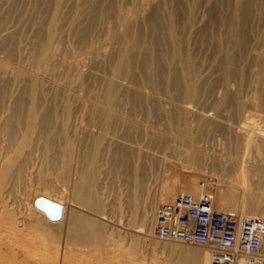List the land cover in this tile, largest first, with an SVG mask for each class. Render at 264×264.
<instances>
[{
  "label": "bare ground",
  "instance_id": "1",
  "mask_svg": "<svg viewBox=\"0 0 264 264\" xmlns=\"http://www.w3.org/2000/svg\"><path fill=\"white\" fill-rule=\"evenodd\" d=\"M215 134L224 135L238 148L241 146V149L232 151L233 160L227 159L232 160L228 161L230 165L225 162V167L220 162L221 167L217 165L224 175L232 177H229L231 182L227 178V184L222 181L211 183L212 178L209 180L208 173H203L205 153L199 146L214 143L212 136ZM142 139L148 145L170 143L169 147H172L171 143H176L182 147L176 150V155L172 153L176 162L168 157L167 160L174 164L166 163L171 169L167 173L179 176L185 186L179 184L177 177L178 184L176 181L161 184V189L153 194L149 204L154 214L160 206L173 203L179 195L190 196L187 192L194 188L196 182V192H191V196L198 198L206 192L212 198L215 211H234L232 215L239 221L264 219V214L253 215L264 202V0H0L2 218L5 211L7 220L13 221L11 215L18 216L16 212L19 211L15 210L14 215V211L9 213L7 204L17 199H13L11 194L15 197L17 193L25 194L27 188L20 187L22 192L18 184L22 180L27 182L26 179L28 182L33 180L38 189L35 192V186H32L30 190L34 193L30 192V196L26 191L25 198L29 196L26 203L21 202L24 198L21 194L19 202L23 204L19 205L17 200L21 196L17 194V202L13 203L17 204L16 208L13 205L9 208L22 207L23 210L26 207L27 212L23 216L21 213L25 209L18 213L20 217L16 227L28 226L27 222L35 218L34 214L31 217L32 213L38 216L37 220L41 218L45 223L32 220L35 223L28 226L36 232L37 229L42 232L50 225L56 229L55 226H62L68 204L67 192L71 196V205L78 204L82 210L85 208L91 214L103 216L105 209L109 208L104 198V190L108 187L105 181L116 171H129L135 193L142 195L149 161L146 163L147 155L143 157L138 148ZM135 140L141 141L138 149L130 146L133 143L137 145ZM249 149L252 158L251 152L247 151ZM149 152L146 153L149 155ZM247 156L255 160V165L246 164ZM150 158L153 159V155ZM161 162L166 168V163ZM252 169L254 173L250 171ZM113 178L115 176L108 183L110 187L114 183ZM164 179L167 182V178ZM8 196L13 199L10 203ZM38 198L60 205L61 219L52 222L37 210L34 202ZM133 198L134 213L139 212L137 198L134 195ZM71 213L70 217L68 214ZM71 213H67L70 219L67 217L64 229L65 248L72 241L79 244L85 241L91 247L95 243L97 248L102 244L101 240L106 241V226L101 224L102 230L97 221ZM29 216L32 219L27 218ZM154 221L153 216L150 221L140 222L133 229L139 235L148 233L151 229L153 231ZM46 224L49 226L45 227ZM49 229L51 233L54 230ZM40 231L38 233L41 234ZM53 234L50 238L55 239L53 242L58 244L60 253L66 255L67 252L66 258L59 262L68 264V255L72 254L68 249L75 245H67L69 247L64 248L67 250L64 252L59 243L62 234L58 235L59 239ZM42 235L46 237L45 233ZM125 235H121L122 238L125 239ZM19 237L13 238L16 243V238L22 239ZM133 237L126 241L130 252L140 253L142 240ZM158 242H165L166 255L164 258L159 256L162 259H158L157 264L211 262V254L205 248L188 249L180 246L183 244H172L175 242ZM151 246L153 249L155 245ZM0 248L5 249L3 246ZM24 248L18 249L17 246L18 250L23 249L21 252ZM11 252L9 249L8 254ZM47 252L45 254L49 257ZM151 252L149 254L153 256L155 253ZM52 253L54 256L57 254ZM52 253L50 257H54ZM1 254L4 253H0V264L24 262L22 258L20 263L17 255L14 258ZM173 256L175 259L171 260ZM25 257L28 260L33 256L26 254ZM39 258L36 260L40 262Z\"/></svg>",
  "mask_w": 264,
  "mask_h": 264
},
{
  "label": "rangeland",
  "instance_id": "2",
  "mask_svg": "<svg viewBox=\"0 0 264 264\" xmlns=\"http://www.w3.org/2000/svg\"><path fill=\"white\" fill-rule=\"evenodd\" d=\"M223 136V137H222ZM221 136V134H215L214 136H212L213 137V141H214V143H212V144H208V146H207V144H204L203 146H204V148H203V146L201 145V146H199V148L200 149H202V151L205 153V155L206 154H208L207 156H210V157H207V156H205L204 155V157H205V161H204V164L202 165V168L203 169H205V170H203V173H208V175L207 176H209L210 177V179L209 180H211V178H212V182L211 183H213V182H216V183H221V181H222V183H224V184H227L228 182H231V181H229L230 180V178H232L231 176H228V175H224V173L223 172H221L220 171V167H221V165H222V167H225L226 165L228 166V164L230 165V163L228 162V161H232L233 160V157H234V154H233V152H234V150H237V146L238 145H236V144H234V143H230V141H228V139L224 136V135H222ZM219 138H220V141H218L219 140ZM227 140H226V139ZM141 141H142V144H141ZM135 140V142L137 143V145H135V143H133V144H130V146H132L133 145V147L134 146H136V149H138L139 148V150H140V152H141V154L143 155V157H144V155L146 154L147 156L145 157V160H146V163H147V161H148V164H146V166H147V168H148V171H147V176H146V179L144 180V182H143V187H144V190H145V192L146 193H148L149 194V196H148V194H145V192L142 194V195H137L135 192V189H134V182H133V179H132V176H131V173L129 172V171H122V170H119V171H116L115 173H114V176H115V178H113V180H114V183H112V185H111V187L109 186L110 184H108V183H110L111 182V178L112 177H114V176H112L108 181L106 180L105 182L107 183V185H108V187L104 190L105 192V195H104V198H105V200H106V203H107V205L109 204V208H106L105 209V211H104V213H103V216L104 215H106L105 217H103V216H100V214L98 215V216H96V215H94L93 214V212H92V214H91V212H89L88 210H86L85 211V208H84V210H82L83 209V207H81V206H79L80 208H78V204L77 205H75L74 206V204L73 205H71L72 204V202H70L71 201V196H70V193L69 192H67V194H66V202L68 203V204H66V206H67V210H66V213H65V219H64V221L62 222V226L61 227H58V226H55V227H57V229L56 228H54V227H52V226H54V225H48V224H46L45 225V227L47 226H49L47 229H44L42 232L40 231V229H37V231L39 232H41V234L40 233H38V232H36V229H34L33 227V229L32 228H30L32 225L31 224H33V223H35V221H33V223L31 222L32 220H36V221H38V222H42V223H45L41 218H39V220H37V218H38V216L35 214V213H32L31 214V217H32V215L34 214V217L35 218H31L30 216L29 217H27V218H29V219H32L31 221L29 220L28 222H27V225H28V223H29V225H30V227H28V226H26V224H25V226L23 227V225H22V228L20 227V225H18L17 227H16V225H17V220H18V218L20 217V213H21V215L23 216L24 214H25V211H26V207L25 208H23V210H22V207L20 208V209H18V207H17V209H14V208H12V209H10L11 208V206L13 205L15 208H16V206H17V204L19 205L22 201H24V203H26L27 202V199L29 200V193L30 192H32V194L34 193L33 191H35V190H37L38 188H37V186H35L36 185V183H34V182H28V179H26V181L27 182H25V183H31V185H28V184H25L24 182H23V180L18 184V186L19 185H21V186H19V189H20V187H21V189L22 188H27L26 189V191H29L28 192V198L26 199L25 197V194H27L26 193V191H25V194H24V192H23V194L22 193H17L18 194V196L20 195L21 196V194H22V196L24 197L22 200H21V202H19L20 201V199L22 198V196L21 197H19V199H18V197H17V194H16V197H15V194H14V196H13V194H11V196H12V198L14 199H16L17 201H18V203L16 204V206L14 205L17 201L16 200H14V204L12 203V204H7L8 206V208H7V210L9 211V213H13V211H14V213H13V215L14 214H16L17 213V215L18 216H16L17 218H15V216H12L11 214V217H14V218H12L13 219V221H11V219H8V220H10L11 221V223H9V221L6 219V218H4L5 217V215H7L6 214V211L5 212H3L4 213V217L2 218V216H0V218H2L1 220H3V219H5V221H4V223H6V224H4L3 223V221H1L0 222V224H1V228H0V231H1V229H2V232H0L1 234H0V238H1V242H0V247H5V249H6V247L8 248V249H2V248H0V251L2 252V253H4V255H5V257H7V256H13L14 258L16 257V256H14V255H17V257H16V259L21 263L22 262V258H24L23 259V261L25 262H27V264H30V263H32V262H34L35 264H37V262L38 263H43L44 261V259L45 258H47V259H45V264H51V261H53L52 263L53 264H61V262H59L60 261V259H62V258H66V255H67V252H66V255H64V254H61L60 253V250H58V244H55L54 242H55V239H51L50 237H52V234L53 233H55V234H53V235H55V237H58V235H61V237H60V239H61V241L59 242L60 243V245L61 246H63V251H64V237H65V235H64V229H65V225H66V223L68 222L67 221V217H68V219H70L69 218V216L71 217L73 214L71 213V211H73V213L76 215V214H79L81 217L83 216V218H84V216H85V218H90V219H92V221L94 220V221H97V223H98V225L100 226L101 224H103V226H106V227H104V234H106V236H105V239H106V241H107V243H106V241H103L102 242V240L100 241V243H102L100 246H102V247H100V246H98V248L95 246L96 244L94 243H92L93 244V246L91 247L90 245H89V243H86L85 241H83V245L80 243H78L77 241H74V242H76V243H78L79 244V246L77 245L76 246V243H74L73 241H72V243L71 242H68V243H70L71 245H75V246H68L69 247V249H68V247H67V245H70V244H66V248L65 249H68V250H70V251H68V253L70 252H72V254H70V255H68V257H70V260L72 261V259H73V261L76 259H78L77 261H74V263L76 264L77 262H78V264H153V261L155 260V259H157V260H155L154 261V264L156 263H158V262H156V261H159L158 259H160L161 257H165V255H166V252L164 251V246H166V245H164V243L165 242H158V241H155L153 238H151L152 237V229L148 232V233H143L142 235H139V234H137V233H135L136 232V230L135 229H133V228H136V227H134L135 225L137 226V224L139 225V223L140 222H146V220H147V222L148 221H150V219H152V217L154 216V211L149 207V204L152 202V200H153V196L158 192V190H159V188L162 186V185H165V184H168L169 182H173V181H176L175 183L176 184H178L177 183V181L179 180V184L182 186H185L184 185V183H183V181L181 180V178H179V176H175L174 177V175L170 172V175H169V173H167L169 170H171V169H169V165L166 163L169 159H170V161H172V162H176L175 161V158H176V156H174V154L176 155V152L178 151V150H181L182 149V147H180V145L179 144H174V143H171L172 145V147H175L176 146V148H178V149H176V148H173V149H171L172 147H169L170 146V143L167 145H163V144H161V145H156V146H153V145H148V143L146 142V140H144V139H142V140ZM145 141V142H144ZM224 141V142H223ZM227 141H228V143H227ZM219 142H222V143H225L224 145H221L222 143H219ZM145 143V144H144ZM138 144H141V146H143V147H141L140 145H138ZM144 144V145H143ZM232 145L230 148L231 149H229V145ZM148 145V146H147ZM179 145V146H178ZM235 145V146H234ZM137 146H140V147H138L137 148ZM157 146H158V148H157ZM163 146H164V148H163ZM166 146H167V149H166ZM154 147V148H153ZM156 147V148H155ZM168 147H169V149L170 150H172V151H170L169 149H168ZM211 147V148H210ZM225 147V148H224ZM234 147L236 148V149H234ZM241 146L239 145V148H240ZM135 148V147H134ZM148 148V149H147ZM219 148H221V149H219ZM238 148V149H239ZM243 148V147H242ZM155 149V150H154ZM164 149V150H163ZM241 149V148H240ZM145 150H148V151H146V152H149L150 150V154H152L153 155V159L152 158H150V157H152V155H150V157H149V155H148V153H144V151ZM165 150H167V152H165ZM169 150V151H168ZM177 150V151H176ZM212 150V151H211ZM225 150V151H224ZM228 150V151H227ZM231 150V153H232V155H231V153L229 152ZM233 151V152H232ZM247 151H250L251 152V154H252V151L249 149V150H247ZM155 152V153H154ZM161 152H163V153H161ZM165 152V153H164ZM171 152V153H170ZM207 152V153H206ZM229 152V153H228ZM250 152H248L247 154H249ZM170 153V154H169ZM172 153H174L173 155H172ZM210 153V154H209ZM155 154V155H154ZM213 154V155H212ZM216 156H215V155ZM224 154H227V155H224ZM250 154V156H251V158L253 157V154L251 155ZM158 155V156H157ZM162 155H163V157H162ZM171 155V156H170ZM212 155V156H211ZM231 156H232V158H231ZM250 156H247L248 158H249V160H245V162H246V164L248 165V163H249V166H253L252 164H254L255 165V163H254V161L255 160H253V159H251L250 158ZM159 157H161V160H160V158ZM169 157V159L167 160V158ZM171 157V158H170ZM174 158V160H173V158ZM207 157V158H206ZM217 157V158H216ZM220 157V158H219ZM150 158V159H149ZM163 158H165V160L163 159ZM228 158H230V159H232V160H228L227 161V159ZM247 158V159H248ZM219 159H222V160H219ZM226 161H225V160ZM235 159V158H234ZM150 160H151V162H150ZM160 160V161H159ZM164 161L165 163H166V165H167V167L165 168L164 166H163V164H161L162 162L161 161ZM211 160V161H210ZM214 160V161H213ZM251 160V161H250ZM216 161V162H215ZM209 162V163H208ZM221 163V165H220V163ZM224 162L226 163V165L224 164ZM228 162V163H227ZM250 162H251V164H250ZM168 163L170 164V165H172V164H174V163H171V162H169L168 161ZM211 163H212V165H211ZM215 163V164H214ZM217 163V164H216ZM151 165V166H150ZM220 166V167H218V166ZM145 166V167H146ZM150 166V167H149ZM159 166V167H158ZM211 166H212V168L214 169H212L211 168ZM152 167V168H151ZM149 168H150V170H149ZM211 168V169H210ZM220 168V169H219ZM167 169V170H166ZM164 171V172H163ZM220 171V174L218 173ZM250 171H253L252 173H254L255 172V170H250ZM211 172V173H210ZM213 173V174H212ZM223 173V174H222ZM163 174H167V176H169V177H167L166 175H163ZM172 174V175H171ZM149 175V176H148ZM211 175V176H210ZM218 175H219V178H220V180H219V178H218ZM224 176V177H223ZM228 176V177H227ZM155 177V178H154ZM167 178V182L165 181V179L164 178ZM176 177H177V179H176ZM214 177V178H213ZM230 177V178H229ZM173 178H175L176 180H174ZM216 178V179H215ZM227 178H228V180H227ZM208 179L206 178V180L208 181ZM222 179V180H221ZM31 179H29V181H30ZM164 180V181H163ZM172 180V181H171ZM217 180V181H216ZM218 180H219V182H218ZM228 182H227V181ZM232 180V179H231ZM25 181V180H24ZM22 182L24 183V186H22ZM164 182V183H163ZM166 182V183H165ZM33 183H34V185H33ZM162 184V185H161ZM196 184V185H195ZM28 186V187H27ZM29 186H31V188L29 187ZM35 188V189H33V191L32 190H30V189H32L33 187ZM152 187V188H151ZM39 188L41 189V187L39 186ZM111 188V189H110ZM151 188V189H150ZM196 188H197V183L196 182H194V188L190 191H188L187 193L191 196V192H192V194L194 193V192H196ZM149 189H150V192H149ZM161 189V188H160ZM195 189V190H194ZM147 190V191H146ZM18 191V189L16 188V192ZM15 192V193H16ZM36 192V191H35ZM155 192V193H154ZM31 194V195H32ZM151 194V195H150ZM154 194V195H153ZM203 194H207L206 192H204ZM230 194V193H229ZM133 195L137 198V201H138V203H139V206H138V208H140V210H139V212H135L134 213V209H133V206H132V202H133V200H134V198H133ZM208 195H210V193L208 194ZM10 196V195H9ZM8 196V198H9V200H8V202L10 201H12L13 199L11 198L10 199V197ZM70 196V197H69ZM146 196V197H145ZM193 196V195H192ZM191 196V197H192ZM211 196V195H210ZM142 197V198H141ZM150 199V201H148V198ZM26 199V200H25ZM117 199V200H116ZM249 199H247L246 201H248ZM16 201V202H15ZM113 201H115V202H113ZM147 201H148V203H147ZM9 202V203H10ZM119 202V203H118ZM69 203H70V205H69ZM114 203H115V206H114ZM118 203V204H117ZM21 204H23V203H21ZM117 204V205H116ZM9 205H11V206H9ZM68 205H69V207H68ZM113 205V206H112ZM151 205V204H150ZM12 206V207H13ZM23 206V205H22ZM77 206V207H76ZM10 207V208H9ZM110 207H112V209H110ZM113 207H114V209H113ZM10 209V210H9ZM68 209H70L69 211H68ZM15 210L16 211H21L20 213L19 212H16L15 213ZM28 210V209H27ZM110 210H111V212H110ZM113 210H115V211H113ZM7 211V212H8ZM12 211V212H11ZM28 211H30V210H28ZM88 211V212H87ZM27 212V211H26ZM71 213V214H68L67 215V213ZM76 212V213H75ZM82 212V213H81ZM220 212H224V213H229V214H233V212L234 211H231V210H225V211H220ZM19 213V214H18ZM30 213H31V211H30ZM30 213H27L28 215H30ZM110 213V214H109ZM117 213V215H115ZM257 214H264V202H263V204L261 205V207L256 211V213L255 214H253V215H257ZM2 215V214H1ZM110 215V216H109ZM112 215V216H111ZM90 216V217H89ZM109 216V217H108ZM114 216V218H112ZM120 216V217H119ZM92 217V218H91ZM241 218H243L244 219V217H240L239 219H241ZM40 220H42V221H40ZM128 220V221H127ZM242 220V219H241ZM8 221V222H7ZM14 221H16L15 223H14ZM31 222V223H30ZM112 222V223H111ZM8 223L10 224V225H12L11 227H10V225H9V227H8ZM13 223H14V225H13ZM96 223V222H95ZM96 223V224H97ZM127 223V224H126ZM133 225H132V224ZM130 224H131V226H130ZM7 226L6 228H3V227H5V226ZM15 226V227H14ZM34 226V225H33ZM128 226V227H127ZM18 227H20V228H18ZM53 228L54 230H52V233H51V230L49 229V228ZM131 227V228H130ZM138 227V226H137ZM17 228H18V230H17ZM60 228H62L61 230H60ZM100 228H102V230H103V227L102 226H100ZM108 228H110V229H108ZM12 229H14V230H12ZM17 231H16V230ZM27 229H30V230H28L27 231ZM60 230V232H59V230ZM21 230V231H20ZM23 230V231H22ZM109 231L110 232V234H111V232L112 231H114V233H112L114 236H118L117 238L116 237H114V236H111V235H109V232H107V231ZM135 230V231H134ZM16 233V235L13 233ZM29 231H32V232H29ZM49 231V232H48ZM125 231V232H124ZM138 231V230H137ZM26 232V233H25ZM99 232V231H98ZM10 233V234H9ZM12 233V234H11ZM36 233H38V234H36ZM46 234V237H45V235H42V234ZM58 233V234H57ZM116 233V234H115ZM120 233V234H119ZM2 234H4V235H2ZM14 234V237H10V235H13ZM20 234V235H19ZM48 234L49 235H51V236H48ZM126 234V235H125ZM1 235H2V237H1ZM57 235V236H56ZM109 235V236H108ZM121 235H125L124 237H125V239L124 238H122V236ZM128 235V236H127ZM144 235V236H143ZM145 235H146V237H145ZM15 236H17V238H18V236H21V237H19V238H22V239H17L16 238V241L18 242V243H16L15 241H14V239H15ZM34 236H35V239H34ZM38 236V237H37ZM103 236V237H104ZM110 236H111V238H110ZM129 236H131V237H129ZM133 236H135V237H137L139 240H142V249H140L141 251H140V253L139 252H133V250H132V252H130L131 251V248L129 247V243L127 244V242L126 241H128L129 242V238H132ZM4 237V238H3ZM45 237V238H44ZM59 237H58V239H59ZM106 237H108V239L106 238ZM148 237V238H147ZM151 239H150V238ZM14 238V239H13ZM27 238V239H26ZM33 238V239H32ZM43 238V239H42ZM48 238V239H47ZM134 238V237H133ZM41 239V240H40ZM44 239H45V241H44ZM47 239V240H46ZM57 238H56V240H58ZM103 239V238H102ZM114 239H115V241H114ZM118 239V240H117ZM127 239V240H126ZM147 239V240H146ZM21 240V241H20ZM30 240H31V242H30ZM36 240H38L39 241V243H37L38 241H36ZM111 240H113V241H111ZM119 240H122L121 242H119ZM44 241V242H43ZM54 241V242H53ZM63 241V242H62ZM123 241H125V242H123ZM15 244H14V243ZM25 242H28V243H26L27 245H25ZM51 242V243H50ZM92 242H94V241H92ZM96 242V241H95ZM116 242V243H115ZM153 242V244H151ZM20 243V244H19ZM33 243V244H32ZM42 243V244H41ZM49 243V244H48ZM53 243V244H52ZM65 243H67V242H65ZM97 243V242H96ZM104 243V244H103ZM144 243V244H143ZM148 245H147V244ZM154 243H156L158 246H159V248H158V246H156V244H154ZM163 243V244H162ZM8 244H9V246H8ZM12 244H13V247H12ZM22 244V245H21ZM24 244V245H23ZM48 244V245H47ZM64 244V245H63ZM115 244V245H114ZM172 244H176V243H172ZM14 245H17L18 246V249L19 248H23V246H25V248H24V252H26V254H27V256H33L32 258H33V260H32V258H30L31 259V261H30V259H29V257H28V260L26 259L25 260V258H27V257H25V253L24 252H21L20 250H18L17 249V246L15 247ZM32 245V246H31ZM38 245V246H37ZM54 247H53V246ZM57 245V246H56ZM88 245V246H87ZM98 245V244H97ZM104 245V246H103ZM144 245V246H143ZM151 245H155V246H153V249H151L152 248V246ZM162 245V246H161ZM176 245H180V244H176ZM13 248L12 249V251H13V255H11L12 254V252H11V247ZM21 246V247H20ZM28 248H27V247ZM36 246V247H35ZM50 246V247H49ZM52 246V247H51ZM81 246H83L82 248L84 249H82L81 248ZM97 248H95V247ZM107 246V247H106ZM180 246H182L183 248L185 247V248H200V247H196V246H183V245H180ZM35 247V248H34ZM58 247V248H57ZM74 249H73V248ZM76 247H79V249L78 248H76ZM85 247L87 248V249H85ZM89 247L91 248V249H89ZM125 247V248H124ZM144 247H147V249H149V251L151 250H154V251H150L151 252V254H154L153 256H151L149 253V251L146 249V248H144ZM151 247V248H150ZM155 247V248H154ZM161 247V248H160ZM15 248V249H14ZM38 248V249H37ZM41 250H40V249ZM95 250H94V249ZM128 248V249H127ZM144 248V249H143ZM156 248H158V249H156ZM9 249H10V254H8V252H9ZM18 251H17V250ZM27 249V250H26ZM29 249V250H28ZM43 249H45V250H43ZM56 249V250H55ZM78 249V250H77ZM93 249V250H92ZM130 249V250H129ZM46 250L48 251L47 253H49V257H47L48 255L47 254H45L46 253ZM59 252H58V251ZM73 250H75V251H73ZM84 252H83V251ZM92 250V254L90 253V251ZM145 250H147V251H145ZM5 251H6V253H5ZM30 251V252H29ZM56 252L57 254H56V256H54L55 255V253L53 254L52 252ZM65 251H67V250H65ZM64 251V252H65ZM77 251V252H76ZM94 251V252H93ZM127 251V252H126ZM0 252V253H1ZM19 252V253H18ZM28 252V253H27ZM79 252V253H78ZM84 254H82V253ZM87 252V253H86ZM119 252V253H118ZM154 252V253H153ZM15 253H17V254H15ZM22 253V254H21ZM24 253V254H23ZM31 253V254H30ZM33 253H34V255H33ZM36 253V254H35ZM53 254V256L54 257H50V254ZM77 253V254H76ZM80 253H81V255H80ZM159 253V254H158ZM8 254V255H7ZM29 254V255H28ZM40 254V255H39ZM73 254H74V256H73ZM121 254V255H120ZM2 256H4L3 254H1ZM36 255V256H35ZM45 255V256H44ZM63 255H64V257H63ZM72 255V256H71ZM79 255V256H78ZM143 255V256H142ZM163 255V256H162ZM9 256V257H10ZM40 258H39V257ZM41 256H43L44 257V259L41 257ZM52 256V255H51ZM60 256V257H59ZM81 256V257H80ZM99 256V257H98ZM141 256V257H140ZM159 256H161L160 258H158ZM56 257V258H55ZM68 257H67V260H68ZM78 257V258H77ZM143 257V258H142ZM145 257V258H144ZM36 258L38 259L39 258V260H40V262L38 261V260H36ZM52 260H51V259ZM54 258L56 259V261L54 260ZM106 258V259H105ZM126 258V259H125ZM149 258L151 259V260H153V261H151V260H149ZM154 258V259H153ZM171 258V260H173L172 258H174L175 259V256H173V257H170ZM35 259V260H34ZM51 261H50V260ZM58 259V260H57ZM83 259V260H82ZM92 259V260H91ZM162 259V258H161ZM66 260V259H65ZM66 260V261H67ZM70 260L69 261H67V263L69 262L70 264H72L73 263V261L72 262H70ZM82 260V261H81ZM30 263H29V262ZM36 261V262H35ZM42 261V262H41ZM46 261H48L47 263H46ZM54 261H55V263H54ZM23 262V263H24ZM26 262H25V264H26ZM80 262V263H79ZM22 263V264H23ZM43 263V264H44ZM68 263V264H69ZM73 263V264H74Z\"/></svg>",
  "mask_w": 264,
  "mask_h": 264
},
{
  "label": "built area",
  "instance_id": "3",
  "mask_svg": "<svg viewBox=\"0 0 264 264\" xmlns=\"http://www.w3.org/2000/svg\"><path fill=\"white\" fill-rule=\"evenodd\" d=\"M154 218V239L205 248L211 254L210 264H264V219L239 221L217 212L206 194L179 195L160 206Z\"/></svg>",
  "mask_w": 264,
  "mask_h": 264
},
{
  "label": "water",
  "instance_id": "4",
  "mask_svg": "<svg viewBox=\"0 0 264 264\" xmlns=\"http://www.w3.org/2000/svg\"><path fill=\"white\" fill-rule=\"evenodd\" d=\"M34 206L52 222L59 221L62 217V207L44 198L36 199Z\"/></svg>",
  "mask_w": 264,
  "mask_h": 264
}]
</instances>
